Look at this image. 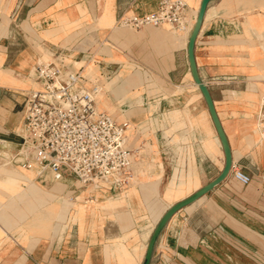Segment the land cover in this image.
Segmentation results:
<instances>
[{
	"label": "crops",
	"instance_id": "0c3cea01",
	"mask_svg": "<svg viewBox=\"0 0 264 264\" xmlns=\"http://www.w3.org/2000/svg\"><path fill=\"white\" fill-rule=\"evenodd\" d=\"M184 1L189 31L166 25L109 35L101 26L106 11L113 23L122 15L154 12L160 0H0V107L21 114L16 128L2 131H18L23 90L34 86L36 64L62 55L67 62L93 63L76 68L88 86L101 87L98 108L132 124L128 145L139 151L135 182L117 195L105 189L90 194L94 207L73 220L53 250L0 264H141L169 207L222 172L224 147L188 55L202 0ZM194 60L232 164L251 181L243 184L230 170L180 208L162 229L150 264H264V135L256 125L264 94V0H211ZM30 180L24 179L26 189L35 185ZM21 191L18 197L25 196ZM110 200L122 203L115 210Z\"/></svg>",
	"mask_w": 264,
	"mask_h": 264
},
{
	"label": "built area",
	"instance_id": "2783aa9c",
	"mask_svg": "<svg viewBox=\"0 0 264 264\" xmlns=\"http://www.w3.org/2000/svg\"><path fill=\"white\" fill-rule=\"evenodd\" d=\"M187 12L184 0H160L156 11L122 15L118 22L133 29L167 25L186 32L190 30ZM77 63L56 55L36 64L35 85L24 93L23 118L16 133L20 149L14 160L32 171L35 180L72 179L117 195L135 182L139 151L128 145L132 124L98 108L96 95L101 87L88 86ZM256 125L264 135V94ZM231 172L243 184L251 181L240 167L232 164Z\"/></svg>",
	"mask_w": 264,
	"mask_h": 264
},
{
	"label": "rangeland",
	"instance_id": "374dc122",
	"mask_svg": "<svg viewBox=\"0 0 264 264\" xmlns=\"http://www.w3.org/2000/svg\"><path fill=\"white\" fill-rule=\"evenodd\" d=\"M107 16V11L102 14L101 26L102 30L109 35L114 33L118 35V29L134 30L129 26L121 25L118 20H114L113 23L108 22ZM172 30L181 32L173 28ZM48 54V50H45L44 60ZM76 65H83L88 69L89 67L93 68L92 62L82 61ZM98 74L101 75V73ZM117 76L118 73L113 75L114 81L118 79ZM102 81L104 83L106 78L104 77ZM30 82L35 85L34 80ZM101 93L96 95V104L99 108H101ZM20 119L21 114L17 111L10 115L6 109L0 107V260L3 258L6 261L13 260L15 262L21 261L25 255L35 256L40 252L53 250L66 232L71 229L73 220L76 222L77 219L84 218L86 209L94 207L89 206L96 202L93 201L94 197L89 195L100 193V189L91 185H80L72 179L43 183L42 185L34 179L33 172L20 168L14 160L15 154L20 149V138L17 136V132L2 131V129H9L13 124L16 128ZM183 176L182 173V178ZM29 177L33 178L35 185L26 189L23 182L24 179H30ZM24 188L25 196L18 197L17 194H20ZM54 202H57L55 207L52 205ZM119 203L121 204L122 201H108V205H112L113 208L119 206ZM116 208L114 209L116 210ZM114 215L116 213L113 212L112 219ZM119 216L122 219V216ZM119 258L122 261V257L119 256Z\"/></svg>",
	"mask_w": 264,
	"mask_h": 264
},
{
	"label": "water",
	"instance_id": "95a60500",
	"mask_svg": "<svg viewBox=\"0 0 264 264\" xmlns=\"http://www.w3.org/2000/svg\"><path fill=\"white\" fill-rule=\"evenodd\" d=\"M211 0H202L201 4H200V8L198 11V15H197V19L195 22V25L192 29L190 38H189V44H188V55H189V60H190V64H191V69H192V74L194 77V80L196 82V84L199 86L200 90L202 91L206 102L208 104V108L211 114V117L214 121V124L217 128L218 134L220 136L222 145L224 147V151H225V165L223 167L222 172L211 182L207 183L206 185H204L202 188H200L199 190H197L195 193H193L192 195H190L189 197L177 202L176 204L172 205L165 213L164 215L161 217V219L159 220V222L157 223L152 236L149 240L148 246H147V250L143 259V262L141 264H150L151 262V258H152V253H153V249L155 246V243L157 241V238L160 234V232L162 231L163 227L165 226V224L167 223V221L170 219V217L180 208L184 207L185 205L189 204L190 202L196 200L197 198H199L200 196L204 195L205 193H207L209 190H211L216 184H218L220 181H222L230 172L231 170V166H232V155H231V151H230V147L228 144V140L226 138V135L222 129L220 120L218 118L215 106H214V102L211 96V93L208 89V87L206 86V84L200 79L197 69H196V64H195V60H194V45H195V40L197 37V34L199 32L200 26L202 24V21L204 19V15L207 9V6L209 4Z\"/></svg>",
	"mask_w": 264,
	"mask_h": 264
},
{
	"label": "bare ground",
	"instance_id": "6f19581e",
	"mask_svg": "<svg viewBox=\"0 0 264 264\" xmlns=\"http://www.w3.org/2000/svg\"><path fill=\"white\" fill-rule=\"evenodd\" d=\"M1 141H2V140H1ZM25 171H27V170H25ZM14 176H15V175H14ZM29 178H30V177H29ZM30 179H31V178H30ZM30 179H29V180H30ZM17 180H18V179H17ZM25 181H26V180H25ZM30 181H31V180H30ZM31 185H32V184H31ZM53 206H54V205H53ZM54 207H55V206H54ZM52 210H53V209H52ZM146 250H147V249H146Z\"/></svg>",
	"mask_w": 264,
	"mask_h": 264
}]
</instances>
